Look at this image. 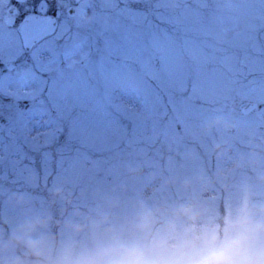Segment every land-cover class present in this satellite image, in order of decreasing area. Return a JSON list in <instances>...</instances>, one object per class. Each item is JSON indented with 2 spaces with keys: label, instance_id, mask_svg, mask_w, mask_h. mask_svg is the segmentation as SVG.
I'll list each match as a JSON object with an SVG mask.
<instances>
[{
  "label": "rangeland",
  "instance_id": "rangeland-1",
  "mask_svg": "<svg viewBox=\"0 0 264 264\" xmlns=\"http://www.w3.org/2000/svg\"><path fill=\"white\" fill-rule=\"evenodd\" d=\"M46 7L52 36L0 50V264H74L113 235L159 264H193L210 237L242 231L238 214L264 221V0ZM61 125L70 144L38 142ZM145 210L155 219L140 231ZM40 218L35 257L16 237ZM244 253L264 264V233Z\"/></svg>",
  "mask_w": 264,
  "mask_h": 264
},
{
  "label": "clouds",
  "instance_id": "clouds-1",
  "mask_svg": "<svg viewBox=\"0 0 264 264\" xmlns=\"http://www.w3.org/2000/svg\"><path fill=\"white\" fill-rule=\"evenodd\" d=\"M177 212L189 219H195L198 215L192 205L180 206ZM154 219L153 211H142L137 218V229L147 231L151 228ZM46 223L47 220L43 218L30 221L21 229L22 235L16 237L17 241L24 243L35 257H41L44 254L46 241L43 237L35 238L32 233ZM231 225L242 231L231 234L222 241H218L215 236L210 237L205 250L193 264H251L244 253V246L246 241L256 233H264V221H254L242 212L233 218ZM88 226L98 227L99 225L92 222ZM85 227L84 224L73 225L76 231H83ZM151 251L152 249L148 246L130 243L118 235H113L109 240L98 243L95 248L81 253L74 264H159L152 259ZM15 264H23V261H16Z\"/></svg>",
  "mask_w": 264,
  "mask_h": 264
},
{
  "label": "snow or ice",
  "instance_id": "snow-or-ice-1",
  "mask_svg": "<svg viewBox=\"0 0 264 264\" xmlns=\"http://www.w3.org/2000/svg\"><path fill=\"white\" fill-rule=\"evenodd\" d=\"M48 9L47 7L44 10V13H39V9L37 6V9L33 12L26 13L23 17H20L19 11L17 10L16 17L12 20V26H23V33H22V40L24 42V47H30L31 45H34L36 43L41 42L46 36L52 35L53 32H55V25L54 23H50V21H54V17H51L47 15ZM57 15H59V12L57 11ZM33 17L31 21H29V17ZM17 21L19 23L17 24ZM26 21H28L26 23ZM5 42V34L3 27L0 26V50L3 49ZM31 42V45L30 43ZM23 55V52H20L16 59H19L20 56ZM0 64H4L3 60H0ZM53 133L52 139H44L43 141H39L41 145L45 148H51L53 143H58L61 140V136L64 137V142L66 144H70L72 140L71 136V129H69V133L65 134L64 127L61 125L56 130H50ZM38 139V138H37Z\"/></svg>",
  "mask_w": 264,
  "mask_h": 264
},
{
  "label": "flooded vegetation",
  "instance_id": "flooded-vegetation-1",
  "mask_svg": "<svg viewBox=\"0 0 264 264\" xmlns=\"http://www.w3.org/2000/svg\"><path fill=\"white\" fill-rule=\"evenodd\" d=\"M37 6L41 14H43L42 8L44 6V0H0V26H2L4 30L5 42L16 40L23 44L20 26L13 27L12 20L16 17L17 10L19 11L20 17H23L26 13L36 10ZM18 23L19 21H17V24ZM19 60L21 61V57ZM15 66L16 64L13 62L7 64L8 69H14Z\"/></svg>",
  "mask_w": 264,
  "mask_h": 264
},
{
  "label": "water",
  "instance_id": "water-1",
  "mask_svg": "<svg viewBox=\"0 0 264 264\" xmlns=\"http://www.w3.org/2000/svg\"><path fill=\"white\" fill-rule=\"evenodd\" d=\"M31 19H33V17H29V21H31ZM28 22V21H27ZM26 22V23H27ZM50 23H54L55 25V28H56V21L54 19V21H50ZM21 32L23 33V26L21 27ZM30 45H31V42H29ZM33 45H31L30 47H27L28 50H30L32 48ZM257 106V104H248L245 108V112H249L251 110H253L255 107ZM0 126H1V123H0Z\"/></svg>",
  "mask_w": 264,
  "mask_h": 264
}]
</instances>
